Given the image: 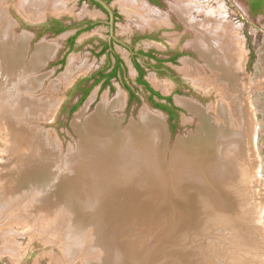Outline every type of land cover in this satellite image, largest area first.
Wrapping results in <instances>:
<instances>
[{
    "label": "rangeland",
    "instance_id": "1",
    "mask_svg": "<svg viewBox=\"0 0 264 264\" xmlns=\"http://www.w3.org/2000/svg\"><path fill=\"white\" fill-rule=\"evenodd\" d=\"M119 1L111 0L109 4L113 12L120 14L113 32L106 25V13L91 0H63L66 12L56 14L47 9L43 18L36 21L45 20L42 26L26 24L24 20L34 21L18 11L20 0L2 2L6 5L2 6L6 20L3 24L11 22V37H26L27 41L26 50L16 63L10 64L0 55V218L4 215L0 220V264H264V13H251L248 0H195L203 7H222L225 14L212 17L192 12L196 22L215 23L225 18L226 29L235 31L242 53L240 78L246 88L244 99L253 126L257 125L255 143L251 132L244 160L250 164L248 183L233 181V167L219 173L218 176L230 174L223 179V197L208 184L180 177L174 166L179 151L184 149L177 145L196 136L201 123L199 116L179 101L194 103L206 111L216 101L215 94L206 96L187 76L186 60L205 66L190 44L195 32L171 11L176 0H144L165 16V22H154L145 29L128 18ZM54 22L67 29L59 34L48 32ZM87 22L92 26L83 30L71 48L70 38ZM4 35L9 38L7 30ZM32 35L35 36L31 40ZM112 37L122 44L115 43L114 53L109 55L101 47ZM44 39L42 44L53 48L55 54L48 63L31 69L29 64L42 44L35 46ZM140 52L154 53L163 62L156 63L138 55ZM176 53V61H171L170 56ZM115 56L123 61L117 77L110 83L95 85L73 112L86 81L102 71L107 75L115 64ZM72 57L75 59L70 64ZM135 63L141 66L144 80L154 91L176 100L178 111L173 122L152 105L150 91L137 82L139 72ZM70 75L73 78L68 80ZM119 97L124 99L123 107L111 110L109 115L118 119L121 133L138 122L142 111L163 118L166 138L158 168L168 175L174 171L180 179L175 184L172 181V187L167 189L162 179L151 178L153 168L147 169L150 174L143 177L139 183L143 185L130 196H138L140 201L129 203L128 211L120 213L122 223L117 222L116 231L112 232L107 216L99 211H104L103 207L90 210L95 219L92 221L83 213L79 218L74 216V204L86 202L89 197L83 186L76 184L74 163L83 158L86 122L101 104L110 106ZM43 172L48 173V178L44 179ZM149 183L158 188H151ZM155 197L157 202L153 201ZM147 200L153 201L154 209L145 206ZM168 200L175 203L177 213L171 214L173 207ZM207 203L213 204L217 212H200L199 207L204 208ZM120 207L123 206L119 205L117 210ZM113 234L124 238L121 243L125 245L127 239L130 241V254L122 252L126 247L120 248V237L115 239L116 243L107 242L109 237L114 239ZM10 244L20 253L19 258L2 253ZM70 252L74 256L70 257Z\"/></svg>",
    "mask_w": 264,
    "mask_h": 264
},
{
    "label": "bare ground",
    "instance_id": "2",
    "mask_svg": "<svg viewBox=\"0 0 264 264\" xmlns=\"http://www.w3.org/2000/svg\"><path fill=\"white\" fill-rule=\"evenodd\" d=\"M2 2L3 0H0V28L3 29V35L0 37V55L8 63L14 64L22 58L26 50L27 39L26 37H22L18 40L17 38L11 37L13 35L11 22L8 21V25L6 24V26L3 24L6 20L3 18L4 8L2 6L6 5L2 4ZM119 2L121 3L120 6H123L121 7L124 8V11L126 10L125 13L129 16L127 14L125 15L129 19H133L139 28L145 29L150 25L152 26L154 22H157L159 25L162 23L161 21L165 22V16L158 14V10L156 11L144 0H120ZM16 7L26 19L29 18L31 21L42 19L47 9V11L49 9H52L51 11L55 10L56 12L52 13L56 14L66 12V6L63 0H20ZM195 10L198 13H208L212 17H217V15L224 16L225 13L222 11V7H203L200 2L195 0H176V5H173L171 8V11L176 17H179L182 21L184 20L187 28L195 32V37L190 44L205 61V66L200 67L186 60V65H188L187 76L190 77L191 82L199 90H202L206 96L215 94L216 101L212 102L211 105L209 104L208 111L194 103L179 101L192 114L199 116L201 123L197 129L198 134L196 136L184 141L180 146L177 145V148L183 147L186 149H183L184 151L182 150V152L179 151L178 157L174 161V166L181 173L180 177L188 181L208 184L210 187L215 188L214 190L219 196L225 197V194L222 193L224 190L222 187L223 179L229 178L230 174L223 176H218V174L233 167L236 173V179L233 181L238 183L241 180L246 184L248 183L250 164H247L244 160L245 154L249 149L252 133L253 143H255L257 125L255 124L253 126L251 113L244 99L246 88L243 87L240 78L242 53L237 38H235V31L226 29L227 24L224 20L225 18L215 23L208 21L196 22L192 14ZM2 29H0V32ZM5 30L8 31L9 38L4 35ZM37 50L36 55L32 58V64H29L31 69H33V66L37 67L44 62L47 63L55 54L53 48L45 47L44 44L39 46ZM74 59L73 57L70 59V64H72ZM71 77L73 78L70 75L68 80ZM123 103L124 99L119 97V99L114 101V104L107 106L106 103H103L97 108L95 114L86 122V128L84 127L86 129L83 138L84 149L81 150V156L83 158L74 163V169L78 175L75 178L77 183L74 182L77 185L83 186L84 190H86L85 192L89 195V197L86 196L88 199L85 198L86 202L82 200L86 204L82 201L80 204H74L76 207L74 216L76 215L79 218L84 214L86 218L92 221L94 219L92 215L94 214H90V210L92 211L95 208L103 207L104 211H99L102 212V216H107V226L109 227L107 228L109 231H112V229L116 231L115 224L117 222L118 224L119 222L122 223L120 221L122 216L120 217V215L127 210L129 203L137 204L136 200H138V196L137 198L130 196L143 185L139 184L143 180V177L150 174L147 169L153 168L151 178L155 180H157V177L162 179L167 189L172 187V181L175 184L180 179L179 177L177 180L179 175L176 177L174 171L169 172L168 175L158 168V166L161 167L160 151L166 138L163 118L151 115L148 110L142 111L138 117V122L130 124L127 130L121 133L118 119L112 117L111 114L110 116L109 112L113 109L120 110L123 107ZM252 127H254L253 131ZM139 172H143L142 177L139 176ZM47 174L44 176V179L46 176L48 178ZM39 180L41 181L40 178ZM41 183H44L43 175ZM234 185H231V188L234 189ZM149 186L153 189L158 188L154 183H151ZM80 193L79 195H81ZM75 197L73 194L72 198L75 199ZM156 200L157 198L155 197L153 201L157 202ZM152 203L151 200L149 202L147 200L145 206L151 209V207L153 208ZM167 203L173 207L171 214L177 213L175 211V203L170 200ZM119 205L123 207L117 210ZM1 208L2 206H0ZM206 209H213L215 213L217 212V208L213 204L207 203L206 207H199L200 212ZM3 217L4 215L0 220ZM121 229L124 230L125 228ZM113 235L114 239L108 235L109 239H107V242L116 243L115 239L120 237L118 240L120 248L123 250L126 247L124 249L126 251H121L130 254L128 250L130 241L127 239V245H125L121 243V240L123 241L124 238L121 239V236L117 237V234ZM116 252L118 253V248ZM2 253L11 255L15 259L16 257L19 258L20 255V253L18 254L14 250V245L12 244L4 248ZM73 254L75 253L70 252L69 256H74ZM58 264H62V261Z\"/></svg>",
    "mask_w": 264,
    "mask_h": 264
},
{
    "label": "flooded vegetation",
    "instance_id": "3",
    "mask_svg": "<svg viewBox=\"0 0 264 264\" xmlns=\"http://www.w3.org/2000/svg\"><path fill=\"white\" fill-rule=\"evenodd\" d=\"M91 1H93V0H91ZM104 1H106L108 4H110V1H111V0H104ZM93 2H94V1H93ZM94 3L96 4V6H97L98 8L102 9V10L106 13V15L108 16V20H107V22H106V25L109 26V27H111L110 24H109L110 21H111V15H110V13H109L105 8H103L101 5L97 4L96 2H94ZM248 5H249V9H250V12H251V13H257V10H255V9L253 8V6H252V2H251V0H248ZM259 10H260L261 13H264V6H263L262 8H260ZM258 12H259V11H258ZM119 16H120L119 12H118V11H114V23H115L116 20L119 19ZM83 24H84V23H83ZM54 25H56V24L54 23ZM85 26H86V27H85ZM91 26H92V24H91V23H88V22H87L85 25H82L81 27L79 26V28H78L76 34H75L73 37H71L70 40H69V43H70V47H71V48L75 45L74 43H75L77 37H78L82 32H84L83 30H85V29H89ZM50 28H51V27H50ZM55 28H57V29H61V28H63L64 31L67 29L65 26L61 25L60 22H59V25L56 26ZM47 30H48V29H47ZM64 31H63V32H64ZM73 38H75V40H74L73 43H72L71 40H72ZM115 43L122 44L118 39H116L115 37H112L111 40H110L109 42H104V44H103L102 47H101V51H105V52H107L109 55H110V54H113V53H114V44H115ZM138 55H141V56H143V57H148V58L154 59V60L156 61V63H162V62H163V61L161 60V57L155 55L154 53H144V52H140ZM196 55H197V54H196ZM115 57H116V61H115V64L113 65V67H112V70H111L107 75H105L104 72L102 71V72H100L98 75H96V76H94V77H91L90 80H87V81H86V82H87V83H86L87 85L85 86V90H84V92H85L86 90H88V89L93 88L95 85H97V84H99V83H101V82H105V84L110 83L112 79H114V78L117 77L118 71L121 70L122 67H123V61H122V59H121L119 56H115ZM176 58H177V53L174 54L173 56H170L171 61H176ZM137 64H138V63H135V67H136V69H137L138 72H139V69L137 68ZM138 65H139V64H138ZM139 66H140V65H139ZM140 68H141V66H140ZM116 69H117V74H116V76H115L114 78H112V79H109L108 76H109L114 70H116ZM141 70H142V68H141ZM142 71H143V70H142ZM143 74H144V71H143ZM139 76H140V72H139V75H138V79H139ZM138 79H137V82H138ZM143 81H145V80H144V75H143ZM138 83H139V82H138ZM139 84H140V83H139ZM140 85H143V84H140ZM144 86H145V85H144ZM152 89H153V88H152ZM153 90H154V89H153ZM150 93H151V92H150ZM158 93H159V92H158ZM159 94H160V93H159ZM83 95H84V93L82 94L81 98L83 97ZM160 95H161V94H160ZM161 96H162V95H161ZM155 97H156V96H152V93H151V98H152L151 103H152V105H153L155 108H158V107H156V103H158V104H162V105H164L165 107H167L169 110H171V111L173 112V114H174L173 118H171V116H170V114H169L168 112L162 110L161 108H158V109H160L161 111L167 113L170 122H173V120H175V118H176V116H177V111H178V109H176V106L174 105L173 99H172V103H169V102H168L167 100H165V99H164V100L166 101V103H162V102H160V101L163 100V99L157 97V98H159V100H160V101H159V100L155 99ZM162 97H163V96H162ZM81 98H80V99H81ZM164 98H167V97H164ZM79 101H80V100H79ZM79 101H78V103H79ZM172 105H173L174 107H172Z\"/></svg>",
    "mask_w": 264,
    "mask_h": 264
},
{
    "label": "trees",
    "instance_id": "4",
    "mask_svg": "<svg viewBox=\"0 0 264 264\" xmlns=\"http://www.w3.org/2000/svg\"><path fill=\"white\" fill-rule=\"evenodd\" d=\"M251 2H252V6H253V8H254L255 10H257V12H258V11L260 12L259 9L262 8V7L264 6V0H251ZM54 23L56 24V26L59 25V22H54ZM51 26H52V25H51ZM56 26H54V24H53V26H52L50 29H48L47 31H48V32H50V31H51V32H54L55 34H59V33H61V32L64 31L63 28H61V29H57V28H55ZM74 40H75V38H73V39L71 40L72 43H73ZM137 68L139 69V72H140V76H139L138 82H139L140 84L145 85L146 88L152 93V96H156V97H159V98H161V99H165V100H167L169 103H172V98H171V97H167V98L162 97L158 92L154 91V90L151 88V86H150L146 81H143V75H144V74H143V71L141 70V68H140V66H139L138 64H137ZM116 74H117V69L114 70V71L108 76V78H109V79H112V78H114V77L116 76ZM91 89H92V88H91ZM91 89H88V90H86V91L84 92V95H83V97L80 99L79 103L73 108V110H72L73 112H75L76 109H78V107H79V106L85 101V99L88 97L89 93L91 92ZM156 107L161 108L162 110L168 112V113L170 114L171 118H173V116H174L173 112H172L171 110H169L167 107H165L164 105L156 103Z\"/></svg>",
    "mask_w": 264,
    "mask_h": 264
},
{
    "label": "water",
    "instance_id": "5",
    "mask_svg": "<svg viewBox=\"0 0 264 264\" xmlns=\"http://www.w3.org/2000/svg\"><path fill=\"white\" fill-rule=\"evenodd\" d=\"M94 2H96L97 4H99V5H101L103 8H105L109 13H110V15H111V21H110V26L112 27V32H113V27H114V12H113V10L111 9V7L109 6V4L106 2V1H104V0H93ZM25 22H26V24L27 25H30V26H35L36 25V23H38V22H36V21H34V23L33 22H28V21H26V20H24ZM43 23H45V20L44 21H41L40 23H38V24H40V26H42V25H44ZM34 36L35 35H32L31 36V40L34 38ZM44 42H46V40L44 39V40H42V41H39L38 42V44L35 46L36 48L40 45V44H42V43H44ZM36 48H35V50H36ZM33 54H34V52H33ZM50 61V60H49ZM48 61V62H49ZM47 62V63H48ZM85 105V104H84ZM161 112H163V111H161ZM165 114V113H164ZM165 116L167 117V114H165Z\"/></svg>",
    "mask_w": 264,
    "mask_h": 264
},
{
    "label": "crops",
    "instance_id": "6",
    "mask_svg": "<svg viewBox=\"0 0 264 264\" xmlns=\"http://www.w3.org/2000/svg\"><path fill=\"white\" fill-rule=\"evenodd\" d=\"M160 94L162 95V96H165V97H169V95H166V94H164V93H161L160 92ZM173 99V102H174V105L175 106H177V103H176V100H174V98H172ZM86 100V99H85ZM161 102L162 103H166V101L163 99V100H161ZM86 104V103H85ZM181 108H183L182 106H180ZM163 113H165V112H163ZM165 114H167V113H165ZM167 117H168V115H167Z\"/></svg>",
    "mask_w": 264,
    "mask_h": 264
}]
</instances>
